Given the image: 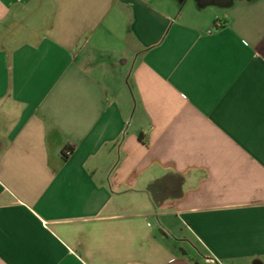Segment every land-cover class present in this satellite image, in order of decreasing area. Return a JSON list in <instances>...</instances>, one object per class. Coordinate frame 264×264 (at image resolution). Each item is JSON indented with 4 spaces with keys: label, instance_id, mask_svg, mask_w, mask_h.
Returning a JSON list of instances; mask_svg holds the SVG:
<instances>
[{
    "label": "crops",
    "instance_id": "crops-1",
    "mask_svg": "<svg viewBox=\"0 0 264 264\" xmlns=\"http://www.w3.org/2000/svg\"><path fill=\"white\" fill-rule=\"evenodd\" d=\"M0 264H264V0H0Z\"/></svg>",
    "mask_w": 264,
    "mask_h": 264
},
{
    "label": "built area",
    "instance_id": "built-area-1",
    "mask_svg": "<svg viewBox=\"0 0 264 264\" xmlns=\"http://www.w3.org/2000/svg\"><path fill=\"white\" fill-rule=\"evenodd\" d=\"M66 153H70V151L69 150H67V152Z\"/></svg>",
    "mask_w": 264,
    "mask_h": 264
}]
</instances>
